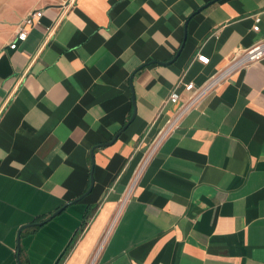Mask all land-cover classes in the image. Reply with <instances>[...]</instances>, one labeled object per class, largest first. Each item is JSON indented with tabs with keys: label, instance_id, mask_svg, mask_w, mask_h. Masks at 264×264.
<instances>
[{
	"label": "crops",
	"instance_id": "0c3cea01",
	"mask_svg": "<svg viewBox=\"0 0 264 264\" xmlns=\"http://www.w3.org/2000/svg\"><path fill=\"white\" fill-rule=\"evenodd\" d=\"M263 38L264 0H0V264H264V57L181 116L120 205L182 87Z\"/></svg>",
	"mask_w": 264,
	"mask_h": 264
},
{
	"label": "built area",
	"instance_id": "2783aa9c",
	"mask_svg": "<svg viewBox=\"0 0 264 264\" xmlns=\"http://www.w3.org/2000/svg\"><path fill=\"white\" fill-rule=\"evenodd\" d=\"M41 17V12L39 11H33L28 13L18 24L17 31L14 34L13 40L10 44H8L9 50H14L16 48L17 42H23L26 38L27 29L32 27V25ZM253 25L251 27L252 32L258 31V23L259 18L257 16H254L252 18ZM264 57V38L250 46L249 48L243 50L240 52L237 56H235L226 66H224L222 69L218 70L213 76H211L204 84H202L199 88L194 89L191 83L185 84L182 89L183 91L190 93L189 98L183 104L177 112L172 116V118L166 123L165 127L160 130V132L157 134L156 138L151 143L148 152L143 159L142 163L139 165L137 171L135 172L130 184L128 185V188L123 196V199L120 203V205L125 201L126 197L131 192L136 179L139 176V173L150 157V155L153 153L159 142L168 135L177 125L179 119L181 116L189 109L191 108L198 100L203 98L205 95H207L210 91H212L215 87L223 83L227 78L233 74L234 72H237L243 68H245L247 65L258 62ZM197 59L201 62H206V60L200 56H197ZM178 101V93L177 88L173 89L168 97L166 102L168 104H175ZM89 264H92L90 262Z\"/></svg>",
	"mask_w": 264,
	"mask_h": 264
},
{
	"label": "water",
	"instance_id": "95a60500",
	"mask_svg": "<svg viewBox=\"0 0 264 264\" xmlns=\"http://www.w3.org/2000/svg\"><path fill=\"white\" fill-rule=\"evenodd\" d=\"M132 104H133V101H132ZM133 114H134V109H133ZM133 114H132L131 118L133 117ZM91 186H92V178H91V176H89V183H88L87 189L84 191V193H83L81 196H79L78 198H76L75 200L69 202V203L66 204V205H71V204H73V203L79 201V200L82 199L83 197H85V196L90 192V190H91ZM63 208H64V206H62V207L56 209L54 212H52V213L46 218L45 221L50 220L51 218H53V217H55L56 215H58V214L63 210ZM43 223H44V221H43V222H39V223H37V224H29V225L23 226V227L19 228V230H18V234L20 233V231H21L23 228L30 227V226H33V225H35V226H40V225H42ZM18 234H17V237H18ZM16 255H17V254H16Z\"/></svg>",
	"mask_w": 264,
	"mask_h": 264
},
{
	"label": "trees",
	"instance_id": "16d2710c",
	"mask_svg": "<svg viewBox=\"0 0 264 264\" xmlns=\"http://www.w3.org/2000/svg\"><path fill=\"white\" fill-rule=\"evenodd\" d=\"M44 222H46V221H44Z\"/></svg>",
	"mask_w": 264,
	"mask_h": 264
}]
</instances>
